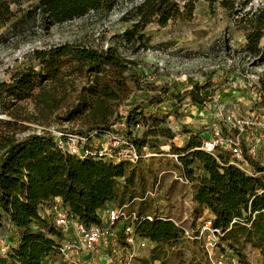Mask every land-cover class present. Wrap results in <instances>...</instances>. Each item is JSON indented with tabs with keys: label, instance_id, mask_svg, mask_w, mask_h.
<instances>
[{
	"label": "rangeland",
	"instance_id": "1",
	"mask_svg": "<svg viewBox=\"0 0 264 264\" xmlns=\"http://www.w3.org/2000/svg\"><path fill=\"white\" fill-rule=\"evenodd\" d=\"M33 1L24 2L22 8L26 9ZM249 9L264 11V0H249L244 10ZM122 10L116 7L106 18L89 12L83 17L55 24L46 31L35 20L25 24L22 35L9 36L7 42L3 37L4 41H0V82L9 81L15 72L26 68L40 69L35 50L66 43L96 50L112 46L119 63L104 64L95 73L65 59L58 64L53 78L41 70L31 95L0 106V139L5 136L20 139L30 133L63 130L61 128L92 131L109 124L135 104L141 107L145 117L163 118V125L175 133L170 141L175 146H181L191 134L200 140L206 138L219 107L223 112L243 116L247 136L264 134V97L259 99L254 95L256 85L253 83L259 70H264V61L243 52L244 27L217 1L196 0L191 20L172 22L164 27L148 24L141 31V37L130 43L122 37L130 27V22L121 19ZM8 29V24L0 25V35ZM260 75L264 77V71ZM195 85L204 87L201 94L207 101L202 106L192 105L187 97L180 104L174 100L157 104L141 101L159 88L179 95ZM111 94H115L114 99L109 97ZM142 131L143 127L135 134L141 136ZM150 142L151 151L157 150L152 148L154 142L169 143L152 138ZM261 148L256 147L259 161L263 159ZM129 168L133 170L134 179L127 190L121 191L123 202L132 200V206L138 211L181 220L194 228L200 223L201 219L193 214L189 216L192 183L184 184L174 178V174L182 173L181 164L166 152L129 165ZM158 179V194L139 200ZM13 235V231L5 227L0 230L4 240H13ZM149 252L145 249L141 255L147 258ZM242 252L238 259L230 256L235 260L233 264H263L256 248L246 246ZM206 259L200 242L181 236L174 246L164 247L161 257L149 264H203Z\"/></svg>",
	"mask_w": 264,
	"mask_h": 264
},
{
	"label": "trees",
	"instance_id": "2",
	"mask_svg": "<svg viewBox=\"0 0 264 264\" xmlns=\"http://www.w3.org/2000/svg\"><path fill=\"white\" fill-rule=\"evenodd\" d=\"M29 1L0 0V25L8 24L9 27L5 34L0 35V41H4L3 37L7 42L9 36L22 35L25 24L35 20L46 31L55 24L83 17L89 12L106 18L113 9L121 7V19L130 22L122 37L130 43L141 37V31L148 24L156 23L164 27L172 22L191 20L196 0H34L26 9L22 8V4ZM216 1L244 27L243 52L254 54L264 61V44L261 45L264 11L244 10L249 0H211ZM14 6L16 9H13ZM21 37L24 39V36ZM34 55L40 69L26 68L15 72L9 81L0 82V106L31 95L41 70L53 78L58 64L65 59L95 73L104 64L119 63L112 46L96 50L66 43L37 49ZM203 89V86L195 85L178 95L159 88L141 101L157 104L174 100L180 104L187 97L192 105L202 106L207 101V97L201 94ZM109 97L114 99L115 94ZM124 114L129 127L136 124L143 127L141 136L134 139L138 145L148 146L152 143L151 138L163 139L169 142L171 151L179 154L182 172L195 187L190 215L199 218L204 209L208 210L213 227L220 231L219 252L238 259L243 255V249L249 246L259 251L264 264V164H255L256 169L262 171L260 175L249 176L227 163L226 154H221L216 160L199 149L201 140L196 135H189L181 146H175L170 142L175 133L163 125V118L145 117L137 104ZM118 117L120 115L112 120ZM107 128L108 124L92 130ZM69 131L83 133L78 129ZM128 133L131 135L132 131L128 130ZM152 145L157 150L162 146L156 142ZM129 165L95 157L79 158L62 151L50 132L30 133L20 139L6 136L0 139V226L7 218L14 227L15 235V243L7 254L0 255V264H54L51 260L56 254V237L59 234L39 215V206L60 197L69 212L82 222L99 223V210L107 203H122L121 191L124 192L133 183L134 173ZM122 177L124 183L119 187L117 181ZM255 211V217L251 218ZM145 214L138 211L135 228L154 243L148 257L141 259L142 264H149L161 257L164 247L174 246L182 233L169 218L153 213L152 220H148ZM233 218L244 221L230 225ZM203 264L211 263L206 259Z\"/></svg>",
	"mask_w": 264,
	"mask_h": 264
},
{
	"label": "built area",
	"instance_id": "3",
	"mask_svg": "<svg viewBox=\"0 0 264 264\" xmlns=\"http://www.w3.org/2000/svg\"><path fill=\"white\" fill-rule=\"evenodd\" d=\"M263 71L259 70L253 82L256 85L254 95L259 99L261 96L264 97V77H260ZM213 117L210 132L201 140L199 149L209 153L216 160H219L221 154H226L227 163L236 166L249 176L260 175L262 171H258L255 164H264V134L251 133L247 136L243 128L245 122L243 116L234 112H223L220 107L215 110ZM141 128L140 124L129 127L125 114L122 113L120 117L112 120L105 130L83 133L52 130L50 133L60 150L79 158H102L112 162H126L134 166L143 159L147 160L150 156H158L166 152L172 160L181 164L179 154L171 151L168 144L160 146V149L156 151H151L146 145H138L134 141L138 137L135 132ZM128 130L132 131L131 135ZM257 146H262V161L256 158ZM174 178L184 184L191 183L183 172L174 174ZM159 182L160 179L152 189L147 190L143 197L138 199L155 197L159 192ZM117 183L119 187H122L124 178H119ZM38 212L59 234L56 237V254L51 260L54 264H139L143 258L141 252L145 249L151 250L154 246L153 242L136 231L138 210L132 206V200L105 204L98 212L99 223L82 222L78 216L69 212L62 204L60 197H54L47 203L41 204ZM256 212L251 214V218L255 217ZM144 216L152 220L153 213H146ZM169 219L181 229L183 238L200 242L211 264L235 263L234 258L219 252L220 231L213 227L212 216H201L199 218L201 221L195 228L183 224L181 220ZM237 221L244 220L233 218L230 225ZM2 227L14 233V227L7 218L3 220ZM14 243L15 235L13 240L10 238L4 240L0 236V255H6Z\"/></svg>",
	"mask_w": 264,
	"mask_h": 264
},
{
	"label": "crops",
	"instance_id": "4",
	"mask_svg": "<svg viewBox=\"0 0 264 264\" xmlns=\"http://www.w3.org/2000/svg\"><path fill=\"white\" fill-rule=\"evenodd\" d=\"M192 186H193V185H192ZM192 188H193V191H194V188H195V187L193 186ZM159 190H160V189H159ZM201 216H211V215H210V213L208 212L207 209H204V210H203V213H202ZM201 216H200V217H201ZM200 217H199V218H200ZM1 229H3L2 226H0V230H1ZM13 242H14V241H13Z\"/></svg>",
	"mask_w": 264,
	"mask_h": 264
},
{
	"label": "water",
	"instance_id": "5",
	"mask_svg": "<svg viewBox=\"0 0 264 264\" xmlns=\"http://www.w3.org/2000/svg\"><path fill=\"white\" fill-rule=\"evenodd\" d=\"M28 135V134H27Z\"/></svg>",
	"mask_w": 264,
	"mask_h": 264
}]
</instances>
